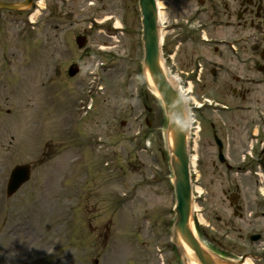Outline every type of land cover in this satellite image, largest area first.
I'll list each match as a JSON object with an SVG mask.
<instances>
[{"label":"rangeland","instance_id":"rangeland-1","mask_svg":"<svg viewBox=\"0 0 264 264\" xmlns=\"http://www.w3.org/2000/svg\"><path fill=\"white\" fill-rule=\"evenodd\" d=\"M33 1L0 10V264H183L171 242L167 120L141 76L138 0ZM256 1L246 14L236 0L160 3L165 64L195 81L189 103L231 108L200 113L195 229L223 258L264 264L263 134L247 155L264 128V0ZM17 165L31 177L8 198Z\"/></svg>","mask_w":264,"mask_h":264},{"label":"water","instance_id":"water-1","mask_svg":"<svg viewBox=\"0 0 264 264\" xmlns=\"http://www.w3.org/2000/svg\"><path fill=\"white\" fill-rule=\"evenodd\" d=\"M27 5H6L0 3L1 9L21 10ZM143 27L144 60L142 72L150 90L160 99L168 118L166 130V143L170 155V163L173 178V187L177 197L176 221L173 225V239L183 264H187L188 257L195 264H234L210 252L196 236L192 224V186L189 170L188 155V117L185 104L179 93L170 81L169 74L165 71L162 48L161 31L159 27V14L156 0H139ZM79 46L85 45L84 39L78 40ZM79 68L74 66L70 75L77 74ZM30 178L29 167L17 168L10 186V194L13 195ZM184 245L191 252L188 256ZM243 258L237 264H243Z\"/></svg>","mask_w":264,"mask_h":264},{"label":"bare ground","instance_id":"bare-ground-1","mask_svg":"<svg viewBox=\"0 0 264 264\" xmlns=\"http://www.w3.org/2000/svg\"><path fill=\"white\" fill-rule=\"evenodd\" d=\"M158 6L159 8H161V3H160V0H158ZM160 16H161V23H163V18H162V13H160ZM118 25V23L116 24V26ZM118 27V26H117ZM193 88V86H191L190 88H188V92L191 93V89ZM199 135V134H198ZM198 143H199V137L197 136L196 138V144H197V149H198ZM196 163H198V159H197V156H195L193 159H192V164L193 166H196ZM9 231H11V234L14 233V229L11 228V226L9 227L8 229V233ZM184 249L187 253L188 256H191V252L189 251L188 247L186 245H184ZM187 264H195L191 259L190 257H188V261H187ZM244 264H253L251 260H246V262Z\"/></svg>","mask_w":264,"mask_h":264},{"label":"flooded vegetation","instance_id":"flooded-vegetation-1","mask_svg":"<svg viewBox=\"0 0 264 264\" xmlns=\"http://www.w3.org/2000/svg\"><path fill=\"white\" fill-rule=\"evenodd\" d=\"M241 3V6L244 8V7H247V8H251L252 7V5H253V2L251 1V3H250V6H246L245 4H246V2L244 1V0H242V1H240ZM247 8L245 9V11H244V14H246L247 13ZM244 17V15H240V18H243ZM262 57H264V54H262ZM263 160H264V153H263Z\"/></svg>","mask_w":264,"mask_h":264}]
</instances>
